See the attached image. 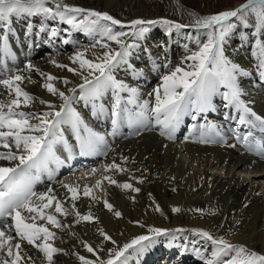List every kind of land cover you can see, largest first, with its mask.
<instances>
[{
    "label": "snow or ice",
    "instance_id": "snow-or-ice-1",
    "mask_svg": "<svg viewBox=\"0 0 264 264\" xmlns=\"http://www.w3.org/2000/svg\"><path fill=\"white\" fill-rule=\"evenodd\" d=\"M188 14L193 19L191 25L164 18H137L124 23L106 11L69 5L64 3V0H0V24L3 25L0 31L7 30L13 16H41L44 20L66 24L72 31H82L93 40L89 47L77 49L69 57L75 67L54 59L49 61L57 68L66 69L80 77L82 82L68 87L66 91H61L54 84L61 78L41 71L31 62L26 63L23 70H17L10 73L7 78L0 79V85L7 90L6 99L3 98L5 94L0 93V149H2L0 161L7 162L0 164V264H37L38 258L25 249V244L40 254L42 258L40 264H56L57 254L69 253L55 246L54 241L59 237L52 229L68 231L69 235L77 237L75 232L70 231L73 225L63 222L58 217L73 216V224L99 222L98 217L91 211L82 214L78 210L76 201L81 196L78 184L61 183V187L66 190L65 200L59 198V194L52 186L40 192L35 190L43 173L48 174L49 180H54V169L50 165L55 164L59 167L65 163L57 155V145H63L64 150L69 153L68 160L72 159V146L64 136L65 125L70 127L75 136L80 155L107 156L109 152L114 151L105 135L89 127L73 107L74 101L83 100L86 104L92 105L94 114L102 115L107 110L102 104L98 105L97 101L110 90L113 96L110 110L113 131L109 135L115 136L120 126L127 123L133 129L131 134L138 136L141 129H147L154 122V125L159 127L161 136L174 140L175 133L185 116H191V119L196 121L201 114L215 111L213 97L224 88L226 91L222 95L227 102L225 107H232L238 113L237 128L244 125L264 129V117L254 112L241 99L243 93L237 77L247 73L227 58L223 47L227 38L237 28L236 22L248 27L254 19L256 32L253 35L264 31V0H245L235 8L204 16L194 12ZM155 25H164L169 33L173 29L179 31L187 27L197 31L203 30L207 34V40L203 43L198 41L197 51L186 56L180 66L161 77V84L152 93L154 103L149 101L139 103V90L117 79L114 73L121 65L128 64L133 50L139 47L138 42L144 40L146 34L150 32V27ZM45 31L48 32L49 39H54L61 29L52 27L48 30V26L42 23L39 32ZM62 42L70 43L68 39ZM97 46L102 50L99 53L93 51ZM256 48L258 68L261 77H264V42L258 40ZM0 52L10 54L6 34L0 35ZM89 52L91 58H88ZM187 61L192 63L185 67ZM165 67L168 65L165 64ZM33 71L44 79L41 87L59 98L61 101L59 104L35 97L22 87L26 79L29 83L35 81L21 72ZM62 82L65 85L72 84L66 78H63ZM122 93H127L126 99ZM37 101L48 110L43 112L23 110L32 107ZM129 105L135 106V110ZM189 131L191 135L186 136L185 141L191 140L200 144L223 141L222 134L212 124H193ZM237 139L248 150L256 145L258 153L264 155V146L255 141L251 131L244 133L242 137L237 133ZM127 160L128 157H121L122 163ZM122 163H116L114 160L103 165L102 170L92 168L90 170L92 176L98 171L102 174L95 179L94 185L83 186L82 195L97 201L99 198L94 194V190L101 189L104 181L109 185L138 193L140 189L131 183H119L113 176L105 174L110 171L127 172L128 169L123 167ZM138 182L143 183V180L140 179ZM66 201L70 202V208L65 207ZM103 204L115 217H122L123 214L115 210L114 205L108 200L105 199ZM154 210L162 213L159 204H156ZM171 211L178 213L181 209L173 207ZM191 211L203 214L205 210L197 208ZM134 223L140 224L139 221ZM236 223L238 225L240 221ZM185 231H190L193 236H199L204 241L201 247H196L197 242L193 240L194 247L191 248L203 264H264V254L202 228L186 230L150 226L148 234L137 235L123 245H118L103 228H98L97 232L103 240L114 245L106 250V257L100 255V252L105 251L103 247L94 248L89 242L78 237V242L94 259L75 251L71 255L77 257L79 264H129L131 256L135 255L139 264V259L155 244L156 237ZM209 244L211 251L206 255ZM182 251H189L187 245Z\"/></svg>",
    "mask_w": 264,
    "mask_h": 264
},
{
    "label": "bare ground",
    "instance_id": "bare-ground-1",
    "mask_svg": "<svg viewBox=\"0 0 264 264\" xmlns=\"http://www.w3.org/2000/svg\"><path fill=\"white\" fill-rule=\"evenodd\" d=\"M160 2L161 0H64V3L69 5L106 11L124 23L137 18L179 21L168 15L158 14ZM241 3L242 1H234L232 4H227L222 11L235 8ZM140 6L146 10H137ZM121 8H130L136 13L124 17L119 14ZM42 23L48 26V30L52 27L60 28L59 35L49 39L47 31L39 32ZM236 23L237 28L223 46L225 55L247 73L237 77L243 93L241 99L254 112L264 117V77L260 75L259 61L255 54L257 41L264 42V31L253 35L256 32L254 19L248 27ZM0 29H3L2 24ZM65 29H69V26L58 21L44 20L41 16L11 17L7 30L0 31V35L8 36L10 53L5 55L0 52V64L5 66L6 63H14L11 61L16 60L17 53L21 57L15 65L17 69L9 67L11 69L9 73H0V79L7 78L10 73L17 70H23L25 64L31 62L41 71L61 78L54 82L61 91L81 83L79 76L66 69L57 68L49 62L54 59L59 63L75 67L69 57L77 49L89 47L93 43L92 38L86 33L71 29L64 31ZM64 39H68L70 43L64 44L62 42ZM206 40L205 31H197L192 27L179 31L173 29L169 33L164 25L151 26L146 38L139 41V47L133 50L128 64L118 67L114 75L130 87L139 90V103L144 101L154 103L152 93L161 84V77L180 66L186 56L197 51L198 41L203 43ZM93 51L99 53L102 50L97 46ZM87 55L91 58V52ZM157 57L161 59V65L154 60ZM191 63L187 61L184 66L187 67ZM165 64L168 67H165ZM1 70L0 67V72ZM21 74L30 76L31 80L35 81L29 83L26 79L22 85L33 96L55 104L61 102L58 97L52 96L41 87L45 81L37 72H21ZM63 78L70 80L72 84L65 85L62 82ZM224 91L226 89L221 88L220 93L213 97L215 111L201 114L196 121H193L191 116H185L175 133L174 140L161 136L159 127L155 126L154 122L147 129H141V134L138 136L131 134L133 129L127 123L120 126L115 136L109 135L113 131L110 116L113 96L110 90L97 101L98 105L102 104L107 110L102 115L94 114L91 104H86L83 100L74 101L73 107L89 127L105 135L114 151L109 152L107 156L80 155L76 138L70 127L65 125L64 136L72 146V159L68 160L69 153L64 150L63 145H57V155L65 163L59 167L55 164L50 165L54 169V180H49L48 174L43 173L35 190L40 192L52 186L59 194V198L65 200L66 190L61 187V183L78 184L81 189L80 199L76 201L78 210L82 214L91 211L98 217L99 222L73 224V216L58 218L73 225L70 231L75 232L80 240L89 242L94 248L103 247L105 251L100 252L102 257H106V250L114 245L103 240L97 232L98 228H103L118 245H123L137 235L148 234L150 226L165 229H209L216 235L225 236L233 243L244 244L249 249L264 254V159L262 157L264 155L258 153L256 145L248 150L237 139V133L242 137L244 133L251 131L255 141L264 146V129L244 125L237 128V112L231 107H225L227 102L222 95ZM6 92L4 86L0 85V93L5 94L3 97L5 99ZM121 95L127 98V93ZM129 107L135 110V106L129 105ZM23 110L43 112L48 109L37 101L32 107ZM149 116L151 117V114ZM193 124L214 125L222 134L223 141L214 144L185 141V137L191 135L189 127ZM122 156L128 157V160L122 163ZM114 160L116 163H122L128 171L124 173L110 171L105 174L113 176L119 183H131L140 191L137 193L130 189H121L104 181L101 189L94 190V194L99 198L97 201L84 197L83 186L94 185L95 179L102 174L98 171L92 176L90 170L92 168L102 170L103 165L110 164ZM3 163L7 162L0 161V164ZM140 179L143 183L138 182ZM105 199L114 205L115 210L123 214L121 218L115 217L104 207ZM156 204L160 205L162 213L154 210ZM65 207L70 208V202L66 201ZM173 207H179L181 211L173 213L171 211ZM197 208L204 209V213L191 211ZM136 221L144 226L134 223ZM214 221L217 224H224L227 229L228 223L231 222L233 228L225 233L216 227ZM237 221H240L238 225ZM52 231L59 237L54 241L55 246L69 253L57 254L56 264H79L77 257L71 255L73 251L94 259L78 242L77 237L69 235L68 231L60 229H52ZM193 240L197 242L196 247H201L204 243L202 238L193 236L190 231L156 237L155 244L139 259V264H203V261L191 251L194 247ZM185 245L189 248L187 252L182 251ZM24 247L31 255L38 258L37 264H40L42 259L40 254L31 246L25 244ZM210 251L209 244L205 254H209ZM129 264H138L135 255L131 256Z\"/></svg>",
    "mask_w": 264,
    "mask_h": 264
},
{
    "label": "rangeland",
    "instance_id": "rangeland-1",
    "mask_svg": "<svg viewBox=\"0 0 264 264\" xmlns=\"http://www.w3.org/2000/svg\"><path fill=\"white\" fill-rule=\"evenodd\" d=\"M234 1H237V2L242 1V3L245 2V0H161V2L158 4L159 5V13L158 14L168 15V16L180 21V22L179 21H177V22H179V23L182 22L181 24L191 25L193 22V19L188 14L189 12H194L199 16L214 14V13H217L219 11H222V9L227 4H232ZM140 9L143 11L146 10L143 7L141 8V6H140V8L137 7V10H140ZM135 13H136V11H134L133 9H130V8H121V10H119V14L124 16V17L125 16L126 17L131 16L132 14L134 15ZM17 55H16V60L11 61L14 63H11V64L6 63L5 66L3 64H0V67L2 68V70L0 72L1 74L9 73L8 71H10L12 68L17 69V68H15V65L18 63L19 57H21V55L19 53H17ZM154 60H157L156 61L157 64L161 65L162 62H161L160 58L157 57L156 59L154 58ZM168 61L171 62V60H169V59H168ZM9 67H11V69ZM232 109H234V108H232ZM237 115H238V113H237ZM262 157L264 159V156H262ZM214 222L216 224V227L219 228L221 231H224L225 233H228L230 231V229L233 228L231 226V222L228 223V229L224 224H217L216 221H214ZM206 230L215 234V232H213L209 229H206Z\"/></svg>",
    "mask_w": 264,
    "mask_h": 264
}]
</instances>
